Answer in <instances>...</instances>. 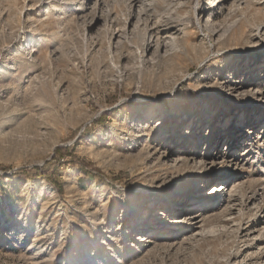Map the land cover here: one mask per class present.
<instances>
[{"label":"rangeland","instance_id":"374dc122","mask_svg":"<svg viewBox=\"0 0 264 264\" xmlns=\"http://www.w3.org/2000/svg\"><path fill=\"white\" fill-rule=\"evenodd\" d=\"M135 1L147 9V31L128 25L129 0H0V264H264V136L236 167L220 159L206 173V191L234 180L226 202L205 211L200 235L147 225L153 201L155 217L164 193L194 187L206 142L208 156L225 152L210 125L216 108L231 129V103H256L248 90L264 86L263 64L252 75L241 68L264 60V0H226L223 10L219 0ZM203 6L214 8L199 17ZM210 12L228 29L221 44L202 27ZM169 23L173 52L143 62L151 25ZM151 110L163 113L164 133L208 122L188 132L201 137L194 163L164 162L163 137L137 130ZM56 147L92 168L69 155L52 161Z\"/></svg>","mask_w":264,"mask_h":264},{"label":"bare ground","instance_id":"6f19581e","mask_svg":"<svg viewBox=\"0 0 264 264\" xmlns=\"http://www.w3.org/2000/svg\"><path fill=\"white\" fill-rule=\"evenodd\" d=\"M225 2H226V0H219L216 3L217 6L216 5H213V6H216L218 9H222L223 6L225 5L224 4ZM128 4H129V8L131 9V14L129 17L130 21H129L128 25L133 24V26H134L133 29H137L139 26L142 25L143 29L145 28L147 31V29L150 26L148 24L149 23V17H148L147 12H146L147 9L144 6V4L141 3V1L137 2L135 0H129ZM135 6L137 7L136 10L132 11V9ZM213 6L200 7L199 8V17L204 16V14L206 15V13H208L209 11H212ZM214 17H215V15H213V12H210L207 20L205 21V23H203L202 27L207 28V27H209V25H211L210 28L212 29V37H216L215 42H217L218 44L219 43L221 44V40L224 41L223 38L227 34L228 29L227 28L224 29V28H221L220 26H216L214 24V20L216 17L215 18ZM170 24L171 23L167 24L166 26L163 25L164 27H162V26L160 27L158 25H156V26L154 25L152 27L153 24L151 25V30L149 29L150 30V37L147 40V42H145L143 45V52H142V57H143L142 61L143 62H145V63L146 62H151V63L155 62L156 63L157 61H160L164 56L171 54L173 52L174 41H175V37L173 35L176 33L172 32L173 30H175V26L170 25ZM127 32H126V28H125V29H123V31L119 35L117 34L118 35L117 38H116L117 35L114 36L113 33L111 34V38L114 36L117 39V42H119V40L121 38L126 37ZM152 34H154L153 39H152ZM163 34H165V36H162ZM120 42H121V40H120ZM147 54H149L150 56L146 60L145 58H146ZM240 55H242L241 60H244V61L248 60V54L244 53V54H240ZM263 56H264V54H263ZM257 57L258 56H255V57H253V61L251 60V62H249L247 64L245 63V66L243 68H241V71H245L246 73L251 74V73L256 71V69L258 68V66L260 64H263V65H261V69L263 68V73H264V60L263 61L262 60L257 61V59H258ZM227 79H228V76H226L224 79H222L224 81V82H222L223 87L226 85V83H228ZM258 80H260V83L262 82L264 84V79L261 80V77H260V79H258ZM255 82H256V80H254L250 85H254ZM241 88H242V83H241V86L235 85L234 87L228 89V91L230 90L231 93H235L238 90H240ZM248 91L249 92L251 91V97H252V99H254V101H256V103L251 104V106H248V107H245V106L243 107L241 105H238V104L236 105L234 103H231L230 107L231 108L235 107L233 112L229 113V115H231V121H230V124L232 127L231 129H224L222 127V124L225 122L224 121L225 119L224 120L222 119L224 114H222V112L220 111V109H222V107H220V108L218 107L214 111L213 121L211 122L210 125L213 127V129L216 130L217 136L215 137V139H218L217 145H219L220 141L221 142L225 141V144H226L225 152L219 153V150L221 149V147H220L219 150L217 151V153L208 156L207 153L210 151V149L213 145H212V142H211V144H207V142H206L205 145H203L204 146L203 151H207V153L204 154V152H202V153H200L201 155H196V156L200 157V159L202 160V163H201L200 177L198 176L199 178L195 179V182L193 185L194 187H191L190 189L185 190V191H182V190L181 191H179V190L175 191L174 190V191L170 192V194L164 193L163 198L167 204L164 205L163 209L158 208L159 210H163V213L159 212V213H157V215H155V217L152 214L154 212L156 213V211L154 209H152V207H154V204L156 202L153 201L154 202L153 205H150L149 208L146 207L152 213L150 215V220L147 223V225H150V226H148V227H150L149 232L154 231L155 227H156L155 230H158V228H160V226L162 227V225H166L165 230L167 232L175 233L178 231V230H174L175 228L178 227L177 229H180V228L185 226V227H187V229H190L188 232L189 235L198 236L202 233L201 230H202V225L204 222L203 220H204L205 211H207L210 206L214 209H215V207L220 208V205L223 204L225 199H227L226 196L229 193L228 191L230 189H232L234 179H232V177L229 175L230 179L227 183L222 184V185L219 184L217 186H213L211 189L206 191L207 186L205 183H206L208 178H206L205 176H206V173L211 170V168L214 164L219 163L218 161L220 159L223 161L225 160V163H227V166L234 165L235 167L237 166L239 159L241 157H244V159H248L247 156L249 155L250 149H253V143L257 139H260L261 137L264 136V86L263 87H257L255 90L250 89ZM240 93H242V92H240ZM235 114L237 116L234 118ZM247 114L251 117L253 114L254 115H253V118H251V119L249 117L250 120L246 122V121H244V117ZM139 117H140V115L138 116V118ZM216 118H217V120H216ZM162 119H163V113L161 114V113H157V110H151L150 112L145 113V117H143L141 122H139L137 125L138 126L137 130L139 132H144V133H146L148 130H153L152 135L155 136L154 137L155 141H157V140L160 141V138L163 137L162 142L165 145L163 147L159 145L158 147L159 148L162 147L161 152L163 153V155L161 154L162 155L161 157L165 160L164 162L171 161L172 163L178 164L181 161L182 162L183 161H185V162L191 161L194 163V160H195L194 154L196 153V151H198V150L200 151V148L202 146V145L199 146V142H200L201 137H200V135H198V133H195V135L192 137L191 135H188V132H191L193 130L196 131V128L200 125H203L205 127V124H208V122H204V120H201V119L198 121L195 120V121L189 123V125L187 126V129H188L187 132H186V127H185V129L182 130L181 132L164 133V127H163V124L161 123ZM190 119H191L190 117H186L187 122L185 124H188ZM154 124H157V125L154 127L153 126ZM238 129H240V131H238ZM197 130H198V128H197ZM226 133H229L230 137H228V136L226 137ZM241 142L243 143L242 145L240 144ZM240 146L242 149H240ZM159 148H157V149L159 150ZM153 149H154V147H153ZM155 151H156V149H155ZM148 154L146 156H148ZM154 154H156V152H154ZM154 154L152 153V155H154ZM150 155H151V153H150ZM257 155H258V153H257ZM171 159H173V161ZM189 166H192V165H189ZM207 166H209V168ZM199 182H200V184H198ZM208 183H209V181H208ZM188 187H189V185H188ZM160 190H162V189L160 188ZM155 194L157 195V197H155V200H157L158 196H160L161 194L158 192H156ZM150 201H152V200H150ZM227 201H229V200H227ZM225 202H226V200H225ZM168 216H171V218L173 217L175 219L167 220ZM262 218H263L262 224L264 227V216ZM156 222L158 224H161V225L159 226ZM134 232L138 233L139 228L134 229ZM138 240H139L138 242L140 244H144L146 246L145 243L150 242V237H146V236L143 237L142 236L141 238L139 237ZM254 240H255V237H254ZM257 242H259V241H257Z\"/></svg>","mask_w":264,"mask_h":264},{"label":"trees","instance_id":"16d2710c","mask_svg":"<svg viewBox=\"0 0 264 264\" xmlns=\"http://www.w3.org/2000/svg\"><path fill=\"white\" fill-rule=\"evenodd\" d=\"M64 155H69L70 156V162L72 164L78 165V167L80 168L81 171H83L84 169L92 168L91 165L86 161L77 162L76 156L68 148H64V147H56L54 149V153H53V156L51 157V159H52V161H56V159L58 161H62ZM41 170L42 169H40L38 167H34L33 168V171H35L34 177L43 175V174H41L42 173ZM46 178L49 179L47 176H46ZM48 181L50 182V183L48 182L50 184V186L53 187L58 194H61L60 185L58 184V182H51V180H48Z\"/></svg>","mask_w":264,"mask_h":264}]
</instances>
